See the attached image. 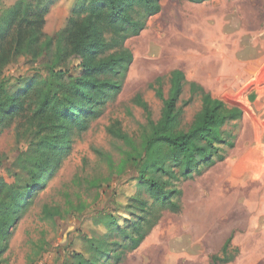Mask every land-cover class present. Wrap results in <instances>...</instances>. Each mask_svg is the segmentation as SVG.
<instances>
[{"label": "rangeland", "instance_id": "1", "mask_svg": "<svg viewBox=\"0 0 264 264\" xmlns=\"http://www.w3.org/2000/svg\"><path fill=\"white\" fill-rule=\"evenodd\" d=\"M13 1L0 0V15ZM263 4V0H159L158 13L148 18L138 36L124 43L132 63L121 92L84 129L72 133L67 153L46 184L28 198L27 209L12 227L0 264H75L78 254L89 257L85 238L105 234L98 216L113 214L116 204L124 205L133 192L129 179L134 170L126 158L146 124L134 99L140 96L157 120L162 105L150 85L161 77L166 96L169 73L175 69L213 98L242 110L239 121L224 127L234 137V147L225 148V160L207 167L201 176L176 183L181 191L176 197L179 212L153 210L154 216L141 221L144 229L151 226L137 249L99 264H210L228 238L229 261L222 264H264ZM72 5L73 0H58L50 6L43 28L46 39L61 34ZM51 63V55L35 62L19 57L5 67L0 80L13 94L31 76L46 75ZM189 98L185 86L178 102L183 126L201 107L198 96L186 104ZM19 123L0 133V180L15 186L30 180L17 160L21 154L31 155L30 137ZM117 250L122 252L121 247Z\"/></svg>", "mask_w": 264, "mask_h": 264}, {"label": "trees", "instance_id": "2", "mask_svg": "<svg viewBox=\"0 0 264 264\" xmlns=\"http://www.w3.org/2000/svg\"><path fill=\"white\" fill-rule=\"evenodd\" d=\"M56 1L16 0L0 15V76L19 57L34 62L43 56L52 57L46 75L31 76L13 94L6 91L4 80H0V133L7 125L19 121L30 137L31 154H21L17 159L30 176L26 184L15 186L0 180V252L12 227L27 209L28 198L46 184L67 153L72 133L84 129L101 107L121 92L132 63V54L124 43L138 36L148 18L160 8L159 0H73L61 34L46 39L45 15ZM185 86L190 93L185 103H190L193 96H198L201 103L188 126H183L182 109L178 107ZM150 88L162 107L159 118L153 120L140 96L134 99L145 113L146 124L139 143L130 146L131 153L126 158L134 170L129 179L133 192L124 205L116 204L113 214L98 216L96 221L105 234L85 238L89 257L78 254L75 264H99L111 256L118 260L124 252L137 249L151 226L148 223L144 229L141 221L161 209L179 212L176 197L181 196V191L176 183L201 176L207 167L225 160V148L234 147V137L224 127L241 119L239 107L213 98L200 85L188 82L177 69L169 73L166 96L161 77ZM111 132L130 143L121 132L113 129ZM229 245L230 238L224 242L220 254L210 257V264L228 262Z\"/></svg>", "mask_w": 264, "mask_h": 264}, {"label": "crops", "instance_id": "3", "mask_svg": "<svg viewBox=\"0 0 264 264\" xmlns=\"http://www.w3.org/2000/svg\"><path fill=\"white\" fill-rule=\"evenodd\" d=\"M15 1H13V3H14ZM9 4H11V3H9Z\"/></svg>", "mask_w": 264, "mask_h": 264}, {"label": "bare ground", "instance_id": "4", "mask_svg": "<svg viewBox=\"0 0 264 264\" xmlns=\"http://www.w3.org/2000/svg\"><path fill=\"white\" fill-rule=\"evenodd\" d=\"M261 173H262V172H261ZM261 173H260V174H261ZM258 174H259V172H258Z\"/></svg>", "mask_w": 264, "mask_h": 264}]
</instances>
